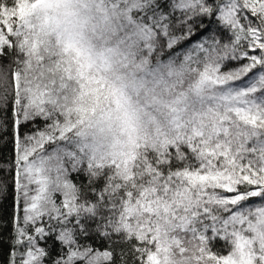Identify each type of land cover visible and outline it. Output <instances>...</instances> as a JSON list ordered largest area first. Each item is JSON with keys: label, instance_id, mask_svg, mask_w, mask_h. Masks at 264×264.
I'll return each instance as SVG.
<instances>
[{"label": "snow or ice", "instance_id": "snow-or-ice-1", "mask_svg": "<svg viewBox=\"0 0 264 264\" xmlns=\"http://www.w3.org/2000/svg\"><path fill=\"white\" fill-rule=\"evenodd\" d=\"M5 136L4 264H264V0H0Z\"/></svg>", "mask_w": 264, "mask_h": 264}, {"label": "trees", "instance_id": "trees-1", "mask_svg": "<svg viewBox=\"0 0 264 264\" xmlns=\"http://www.w3.org/2000/svg\"><path fill=\"white\" fill-rule=\"evenodd\" d=\"M7 61L3 62L2 66L6 67ZM234 63H229L227 65L228 68L235 67ZM10 69H9V76H10ZM22 132H27V128H22ZM12 156V143L8 136H5L2 141H0V161H9ZM0 168H3L4 171L0 173V178H3L9 182L8 188V197L0 201V264H4V261L7 260V256L9 253V243H10V234L12 231V224H11V214H12V187L10 183V176H9V165L0 163ZM216 247L222 249L221 242L217 241Z\"/></svg>", "mask_w": 264, "mask_h": 264}]
</instances>
